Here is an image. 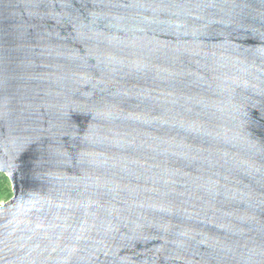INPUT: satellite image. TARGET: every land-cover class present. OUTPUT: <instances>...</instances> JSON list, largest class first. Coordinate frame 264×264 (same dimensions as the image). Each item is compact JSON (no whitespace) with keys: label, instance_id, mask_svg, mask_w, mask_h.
I'll return each mask as SVG.
<instances>
[{"label":"water","instance_id":"1","mask_svg":"<svg viewBox=\"0 0 264 264\" xmlns=\"http://www.w3.org/2000/svg\"><path fill=\"white\" fill-rule=\"evenodd\" d=\"M0 264H264V0H0Z\"/></svg>","mask_w":264,"mask_h":264},{"label":"rangeland","instance_id":"2","mask_svg":"<svg viewBox=\"0 0 264 264\" xmlns=\"http://www.w3.org/2000/svg\"><path fill=\"white\" fill-rule=\"evenodd\" d=\"M13 197V187L9 177L0 172V204Z\"/></svg>","mask_w":264,"mask_h":264}]
</instances>
